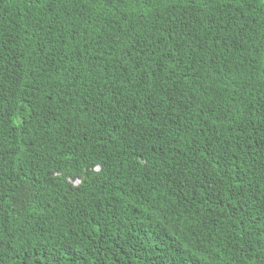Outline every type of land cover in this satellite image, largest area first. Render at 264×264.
<instances>
[{
  "label": "trees",
  "instance_id": "obj_1",
  "mask_svg": "<svg viewBox=\"0 0 264 264\" xmlns=\"http://www.w3.org/2000/svg\"><path fill=\"white\" fill-rule=\"evenodd\" d=\"M0 264H264V0H0Z\"/></svg>",
  "mask_w": 264,
  "mask_h": 264
}]
</instances>
